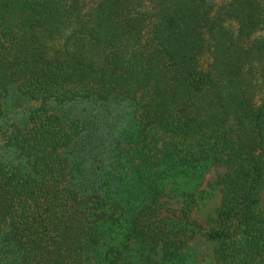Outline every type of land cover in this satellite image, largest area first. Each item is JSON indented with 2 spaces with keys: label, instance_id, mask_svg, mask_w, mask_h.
Returning a JSON list of instances; mask_svg holds the SVG:
<instances>
[{
  "label": "trees",
  "instance_id": "obj_1",
  "mask_svg": "<svg viewBox=\"0 0 264 264\" xmlns=\"http://www.w3.org/2000/svg\"><path fill=\"white\" fill-rule=\"evenodd\" d=\"M77 3L0 0V116L13 87L40 103L0 157V264H152L156 247L162 264H184L186 232L214 244L215 264H264L260 0H104L86 19ZM138 95L155 152L119 177L85 175L71 156L86 126L49 104ZM207 160L225 168L214 227L187 210L159 218V186Z\"/></svg>",
  "mask_w": 264,
  "mask_h": 264
},
{
  "label": "rangeland",
  "instance_id": "obj_2",
  "mask_svg": "<svg viewBox=\"0 0 264 264\" xmlns=\"http://www.w3.org/2000/svg\"><path fill=\"white\" fill-rule=\"evenodd\" d=\"M104 0H79L74 8L86 19L90 12L97 7L103 6ZM145 1V0H144ZM264 6V0H260ZM144 6L150 3L143 2ZM143 6V7H144ZM142 10V7L139 8ZM224 28L230 34H237V26L234 22L223 23ZM210 58L205 56L202 59L201 67L206 68ZM256 82L259 85L258 95L264 90V61L258 63ZM257 102H259L257 100ZM143 103L140 95L128 99H112L107 104L101 105L94 102L81 101L65 105L49 104L51 113L57 114L63 120H79L86 126V131L82 134L73 147V161L85 169V175H103L104 172H112V178L120 172L119 165L128 170L129 167L137 168L140 161L147 152H155L149 146V137L141 132L139 125L141 106ZM39 102H34L22 96L16 87L11 88L9 95L2 101V115L0 116V157L6 159L10 156L5 147V141L12 126L23 127L26 124L29 113L39 107ZM142 156V157H141ZM195 170H186L184 175L177 180H169L159 189L162 190L159 203L162 204L159 218H168L172 223H176L178 213L183 210L190 211L191 221L203 227V232H207L214 227L213 220L216 210L220 205V192L217 180L225 173V168L214 165L207 160ZM135 175V173L133 174ZM130 175L125 178L119 187H125L133 180ZM157 183V182H156ZM158 184V183H157ZM262 206L264 208V191L261 194ZM174 214L175 217H172ZM187 247L182 251L185 255L184 264H215L213 259L214 244L206 241L202 235H191ZM1 238V237H0ZM132 247V245H131ZM152 264H162L160 260V249L150 248ZM5 258H0L3 261ZM137 259H131L134 264ZM91 264H95L92 260Z\"/></svg>",
  "mask_w": 264,
  "mask_h": 264
}]
</instances>
